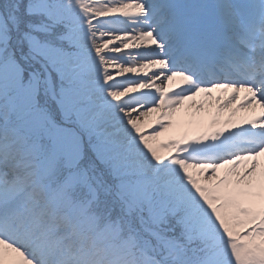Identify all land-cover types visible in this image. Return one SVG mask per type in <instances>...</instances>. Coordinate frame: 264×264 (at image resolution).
<instances>
[{
    "label": "snow or ice",
    "instance_id": "1",
    "mask_svg": "<svg viewBox=\"0 0 264 264\" xmlns=\"http://www.w3.org/2000/svg\"><path fill=\"white\" fill-rule=\"evenodd\" d=\"M0 264H264V0H0Z\"/></svg>",
    "mask_w": 264,
    "mask_h": 264
},
{
    "label": "bare ground",
    "instance_id": "2",
    "mask_svg": "<svg viewBox=\"0 0 264 264\" xmlns=\"http://www.w3.org/2000/svg\"><path fill=\"white\" fill-rule=\"evenodd\" d=\"M173 87H175V85H173ZM215 95H224L225 97H227L228 93H221V92L218 91V92L215 93ZM241 96H243V94H241ZM198 99H199V98H198ZM239 102H240V101H238L237 103H239ZM190 103H191V102H186V104H185V108L181 110V111H182V114H184V113L190 114L192 111H194V110L190 109V107H189ZM212 104H213L214 106H213L211 109H209V108H208V105H206V106H205V107H206V111L202 114L203 117H204V120H205V125H210L209 121H210L211 118L214 117V116H213V111H214V110H216L217 113H220V111H219V109H218V106H215L216 102H215V101H212ZM236 106H237V104H232V105H230L229 108H227V109H225V110L223 111L224 114L221 115V117H219V118H220V119H226V118L229 116V114L232 112V110L236 108ZM257 109L259 110L258 107H257L256 109H244V110H242L241 112H238V113H237L236 119H237V118H240V117H242V116H246V115H248V114H250V113H252V112H254V114H255V113L257 112ZM259 111H260V110H259ZM225 113H226V114L228 113V115H225ZM216 116H218V115H216ZM216 116H215V117H216Z\"/></svg>",
    "mask_w": 264,
    "mask_h": 264
},
{
    "label": "rangeland",
    "instance_id": "3",
    "mask_svg": "<svg viewBox=\"0 0 264 264\" xmlns=\"http://www.w3.org/2000/svg\"><path fill=\"white\" fill-rule=\"evenodd\" d=\"M173 88H174V87H173ZM252 113H254V112H252ZM252 113H250V114H248V115H246V116H254V115L257 116V114H258V115L260 114V111L257 109V112H256L255 114H252ZM223 114H224V112H221V111H220V113H217L216 110L213 111V116H214V117H215L216 115H218V116H216V117L219 118V117H221V115H223ZM225 115H228V113H227V114L225 113ZM242 117H243V116H242ZM152 119H153V117H149V118H148V122L151 123V122H152ZM237 119H239V118H237ZM205 127H210V125H205ZM168 136H169V134H165V136L161 137V139H167Z\"/></svg>",
    "mask_w": 264,
    "mask_h": 264
}]
</instances>
